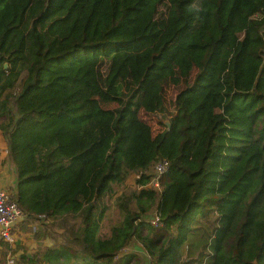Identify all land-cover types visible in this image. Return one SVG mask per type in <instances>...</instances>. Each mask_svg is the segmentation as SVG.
<instances>
[{
  "label": "trees",
  "instance_id": "trees-1",
  "mask_svg": "<svg viewBox=\"0 0 264 264\" xmlns=\"http://www.w3.org/2000/svg\"><path fill=\"white\" fill-rule=\"evenodd\" d=\"M0 134L23 218L75 224L14 264H264V0H0Z\"/></svg>",
  "mask_w": 264,
  "mask_h": 264
},
{
  "label": "crops",
  "instance_id": "crops-1",
  "mask_svg": "<svg viewBox=\"0 0 264 264\" xmlns=\"http://www.w3.org/2000/svg\"><path fill=\"white\" fill-rule=\"evenodd\" d=\"M14 185V170L7 160L6 142L0 134V189L12 191ZM22 221L16 229L17 244L15 247L10 248V250L17 249L14 258L22 253L32 255L55 243L60 245H66L68 243V240L67 243L61 241L68 237V232L63 231L61 224H54V226L50 228L49 222L41 218L34 221L26 219ZM6 258H9V256L6 255L5 259Z\"/></svg>",
  "mask_w": 264,
  "mask_h": 264
},
{
  "label": "built area",
  "instance_id": "built-area-1",
  "mask_svg": "<svg viewBox=\"0 0 264 264\" xmlns=\"http://www.w3.org/2000/svg\"><path fill=\"white\" fill-rule=\"evenodd\" d=\"M167 162L164 160L157 161L149 166L144 172L149 182L146 189L158 191V181L167 170ZM129 178L135 182L138 175H130ZM14 190L7 191L0 189V242L13 248L17 244L16 229L19 223L24 219L18 210L14 197ZM152 228L160 227V221L157 215H152L143 219ZM127 249H124V252ZM128 252V251H127ZM5 264H14V257L6 258ZM149 264V261L147 262Z\"/></svg>",
  "mask_w": 264,
  "mask_h": 264
},
{
  "label": "rangeland",
  "instance_id": "rangeland-1",
  "mask_svg": "<svg viewBox=\"0 0 264 264\" xmlns=\"http://www.w3.org/2000/svg\"><path fill=\"white\" fill-rule=\"evenodd\" d=\"M175 93V89L173 87H167L164 89V100H165V104L167 106V109L171 110V101L173 100V96ZM141 95L139 94H133L129 100H127L129 103H131V105L133 106V109L136 110L139 106H140V102H141ZM112 108V106L110 107ZM146 120L148 121V125L150 128V134L152 137H154L157 133H159L161 131V127L157 124L158 122H162L163 124H165L166 122L163 120H161V118L159 117H152L151 119L146 118ZM157 120V121H156ZM125 185L127 187H133L134 186V181H132L129 177L127 178ZM96 202L99 206L102 205V199H101V194L99 193L97 195L96 198ZM106 212L104 215V218L102 220L101 226H100V231L99 234L101 236H107L109 229L115 225H117L120 221V216L118 214V212L115 210V208L113 207V205L111 204V202H108L106 204ZM151 214V213H150ZM152 216V215H150ZM147 216V217H150ZM146 218V217H145ZM55 225H62V229L63 231L67 232L73 229V226L75 227V224H72L69 221H65V220H59L57 222L54 223ZM68 237L64 238L63 241L64 243H67ZM128 252H132L133 254L137 255V259L135 261V264H147L148 260L146 258V255L144 254V252L142 251V249L138 246H129L127 248ZM184 252L187 251V248L183 249ZM6 259H4L2 264H5Z\"/></svg>",
  "mask_w": 264,
  "mask_h": 264
},
{
  "label": "water",
  "instance_id": "water-1",
  "mask_svg": "<svg viewBox=\"0 0 264 264\" xmlns=\"http://www.w3.org/2000/svg\"><path fill=\"white\" fill-rule=\"evenodd\" d=\"M165 126H168V124H167V123H165Z\"/></svg>",
  "mask_w": 264,
  "mask_h": 264
},
{
  "label": "clouds",
  "instance_id": "clouds-1",
  "mask_svg": "<svg viewBox=\"0 0 264 264\" xmlns=\"http://www.w3.org/2000/svg\"><path fill=\"white\" fill-rule=\"evenodd\" d=\"M126 186V185H125Z\"/></svg>",
  "mask_w": 264,
  "mask_h": 264
}]
</instances>
